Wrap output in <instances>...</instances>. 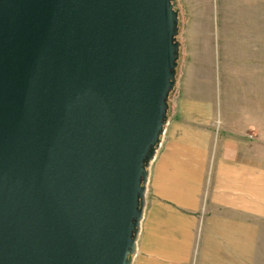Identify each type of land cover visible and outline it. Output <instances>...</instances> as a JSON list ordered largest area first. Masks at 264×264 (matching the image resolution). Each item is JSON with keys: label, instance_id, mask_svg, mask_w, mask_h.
I'll list each match as a JSON object with an SVG mask.
<instances>
[{"label": "water", "instance_id": "obj_1", "mask_svg": "<svg viewBox=\"0 0 264 264\" xmlns=\"http://www.w3.org/2000/svg\"><path fill=\"white\" fill-rule=\"evenodd\" d=\"M175 5L0 0V264H132Z\"/></svg>", "mask_w": 264, "mask_h": 264}, {"label": "crops", "instance_id": "obj_2", "mask_svg": "<svg viewBox=\"0 0 264 264\" xmlns=\"http://www.w3.org/2000/svg\"><path fill=\"white\" fill-rule=\"evenodd\" d=\"M224 64V63H223ZM221 76V73H219ZM186 95L149 169L133 264H253L264 220L260 93ZM227 102L234 101V105ZM245 99H244V98Z\"/></svg>", "mask_w": 264, "mask_h": 264}, {"label": "rangeland", "instance_id": "obj_3", "mask_svg": "<svg viewBox=\"0 0 264 264\" xmlns=\"http://www.w3.org/2000/svg\"><path fill=\"white\" fill-rule=\"evenodd\" d=\"M175 10L179 56L167 117L186 95L196 93L243 94L246 99L237 103L243 107L252 105L250 95L258 92L264 107V0H176ZM223 102L234 105L226 97ZM148 187L149 180L146 203ZM254 256L253 264H264V220Z\"/></svg>", "mask_w": 264, "mask_h": 264}]
</instances>
